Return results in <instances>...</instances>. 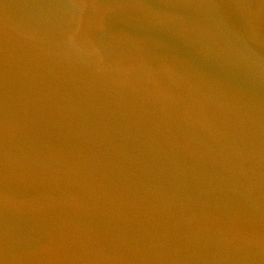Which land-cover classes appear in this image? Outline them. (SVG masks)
I'll return each instance as SVG.
<instances>
[{
  "label": "water",
  "instance_id": "95a60500",
  "mask_svg": "<svg viewBox=\"0 0 264 264\" xmlns=\"http://www.w3.org/2000/svg\"><path fill=\"white\" fill-rule=\"evenodd\" d=\"M0 264H264V0H0Z\"/></svg>",
  "mask_w": 264,
  "mask_h": 264
}]
</instances>
